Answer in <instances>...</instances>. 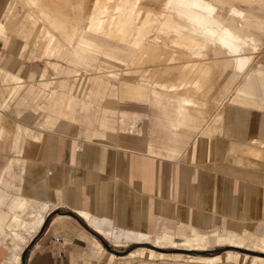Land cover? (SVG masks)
Wrapping results in <instances>:
<instances>
[{
  "label": "crops",
  "instance_id": "crops-1",
  "mask_svg": "<svg viewBox=\"0 0 264 264\" xmlns=\"http://www.w3.org/2000/svg\"><path fill=\"white\" fill-rule=\"evenodd\" d=\"M8 3L0 0V22ZM3 34L0 75L11 81L0 83L8 109L0 103V264L10 253H20V264H181L123 256L140 248L170 250L152 241L161 237L177 244L194 228L220 234L247 230L264 239V63L247 73H224L210 99L232 96L213 115L205 107L199 115L189 107L202 80L162 84L177 95L163 96L141 76L115 84L114 72L107 79L92 74L104 64L93 51L69 54L60 41L41 50L35 35L22 43ZM26 48L34 59H47L36 82L22 76L31 67L22 57ZM49 69L64 76L43 83ZM30 73L33 77L34 70ZM126 99L158 108L159 129L146 131L138 115L117 110ZM101 103V116H89ZM24 104L30 113L19 119L21 112L14 116L11 108ZM35 114L43 120L33 119ZM74 123L75 134L56 131Z\"/></svg>",
  "mask_w": 264,
  "mask_h": 264
},
{
  "label": "bare ground",
  "instance_id": "bare-ground-1",
  "mask_svg": "<svg viewBox=\"0 0 264 264\" xmlns=\"http://www.w3.org/2000/svg\"><path fill=\"white\" fill-rule=\"evenodd\" d=\"M13 1L14 4L11 7L8 5L0 22V31L21 38L23 42H27L35 35V44L41 50L44 47L46 49L49 47L52 50L61 40L65 51L69 54H76L78 50L93 51V55H99V60H102L104 64H114L122 68L134 64L136 57L156 56L158 62L150 59V64L147 63L144 75L140 77L141 81L145 80V77L148 78V75H152L147 74L149 68L154 66L156 68V65L158 67L162 56L169 55L170 58L171 55L190 56L193 64L191 72L199 76L207 75L206 82H204L205 79H202L197 85L198 99L204 96L210 97L222 79L221 76L228 70L247 73L254 63L253 53L262 49L264 45V0H150L149 2L145 1L144 4H142V0H67V2L64 0L66 3L61 1L62 6L55 5L51 0H43L44 3L42 0ZM57 6L62 8L59 9ZM153 6L158 8H152ZM68 8V12L62 10ZM70 8L71 13H69ZM74 10L76 12H73ZM116 53H120L119 55L122 53L124 56H116ZM166 60L168 57L164 59V61ZM183 63L185 64V62ZM101 66L98 71L103 70V65ZM15 79L17 78L15 77ZM191 80L194 82L193 79ZM10 81V75H0V83ZM5 92L7 91L5 90ZM4 93H0V95ZM8 95L6 96L8 97ZM225 97L227 98V96ZM9 98L11 99L10 96ZM2 99H0V103H2ZM2 104L6 109V105ZM7 111L8 109H6ZM101 235L107 240H111L108 233L101 232ZM212 241L217 244L226 241L229 247L264 254V239L247 230L243 232L228 231L220 234L218 230L203 231L194 228L190 235L180 243L166 242L160 237V239L155 238L151 245L158 249L172 248L188 252H207L212 250ZM97 247L98 253H100L102 248L99 245ZM155 256L160 260L171 262L180 263L183 260L184 264H240L242 261L256 264L258 261L264 262L263 258L251 257L239 252H225L220 256L204 257L158 253L146 248L131 250L123 257L125 259L136 257L152 259ZM7 262L8 264H20V253H10Z\"/></svg>",
  "mask_w": 264,
  "mask_h": 264
},
{
  "label": "rangeland",
  "instance_id": "rangeland-1",
  "mask_svg": "<svg viewBox=\"0 0 264 264\" xmlns=\"http://www.w3.org/2000/svg\"><path fill=\"white\" fill-rule=\"evenodd\" d=\"M44 1L42 0V3H44ZM51 1L53 3H55V5L59 4L60 6H62L63 3L65 4L67 2V0H65L66 2L64 0H57V1L56 0H51ZM54 1H56L58 3L56 4V2H54ZM61 1L63 2L62 4H61ZM145 1L149 2L150 0H144V1L142 0L141 1L142 4L146 3ZM10 2H11V4H10ZM13 4H14V1L13 0H9V3H8L9 7H11V5H13ZM8 5L6 7V10L8 8ZM61 8L62 7H60L59 9H61ZM152 8H158V7L157 6H153ZM62 10H66L64 12H68L67 10H69V8L68 9H62ZM73 12H76V11L74 10ZM69 13H71V8H70ZM17 39L20 42L23 43V40L21 38H17ZM58 40H59V38H58ZM59 41L61 42V40H59ZM263 47H264V45L262 46V49H259V50L256 51V53H253V55H254V59H253L254 63H252L253 65H256V64H259V63H264V51H263L264 48ZM31 50H32L31 48L30 49L26 48L23 51V53H22V57L27 59V60H29L31 62L30 63L31 67L28 70L27 74L26 75H22V76L24 78L29 79L28 80L29 82H31V81L32 82H36L34 80V77L39 75L38 69L40 70L41 68L46 66L45 63H46L47 59L46 58L34 59L32 56H30V55H33V54H30ZM33 51H35L34 48H33ZM171 56H172L171 58L169 57V55H166V57L162 56L163 59L161 57V59H160L161 62L159 61L160 65L158 67L156 65V68H155V66L152 67V68H149L150 70L148 71L147 74H152V75H148L147 76L148 78L145 77V80H144V82L149 84V85H146L148 87V89L155 90L156 92L161 93L163 96H172V97L176 98L177 95L175 93L169 92L168 91L169 89L167 90L166 88H164V86H163L164 83L165 84H167V82L172 83L173 81H175L177 79H189L190 80L192 78L193 79L195 78L194 80H196V79H200V80L205 79L204 82H206V77H207L206 74H203V75L199 76L196 73L191 72V71H193L192 70L193 64H192V60L190 59V56L177 55L178 58L176 57V55H171ZM167 57H168L169 61L168 60L164 61V59L167 58ZM155 58H156V56H147V55H145V56H143L141 58H140V56L136 57L134 64H131V66L127 67V68H122L121 66L114 65V64H103V68H104L103 70H100V71H97V72H92V74L95 73L97 76H100V77H103V78L107 79L106 77L108 76V73L109 72H114L115 75H118V77H119L118 78L119 80L111 79V81L113 83H115V84L116 83L119 84L120 80L129 79L130 77L133 78L132 80L134 81L136 79V77L144 75L145 68L148 66L147 63L150 64V59L154 60L155 62H158V58H156V59ZM55 59H57V58H55ZM185 60H187V61H185ZM59 61L65 66V63H64L63 60L59 59ZM189 61H190V63H189ZM183 62H185V64ZM163 64H164V66H163ZM165 64L168 65V66H166ZM153 69H155V70H153ZM171 69H172V71H170ZM33 70H34V76L32 77V74L30 73V71H33ZM154 71H156V72H154ZM21 72H22V70H21ZM61 76L63 77L64 75L62 74V75H56L55 76L53 70L49 69V73L47 74V78L45 79V81L43 83L48 82V80H52V82H55V81H57L56 79L61 77ZM150 77H151V79H150ZM89 78H90V76L85 77V79H83L82 83H88V81L86 79H89ZM243 78L239 79L237 85H239V83L243 81ZM33 84L41 86L42 83H37V84L33 83ZM54 85L55 84H53V86ZM236 86L234 87V89L236 88ZM122 88L123 87L120 86V90ZM234 89H233V91H234ZM231 96H232V94L229 95L228 99ZM210 98H211V96L210 97L209 96H207V97L204 96L201 99L194 98V102H193L192 106L189 107L191 112L194 113V114L202 115L201 111L203 110V107H205L204 108L205 113L211 115V113L213 114L214 112L218 111V109L221 110L225 106V101L228 100V99L225 100L224 102H222L223 103L222 104L221 101L211 100ZM103 106H104V103H101L97 107H93V113L90 112L89 116H91L93 118L101 116L100 110H101V108H103ZM177 106L178 105H177V102H176L174 107H177ZM11 109H12V111L15 112V113H13L14 116H16V112H18L19 114L21 112V115L18 116L19 119H21L24 114L29 115L28 113H30L29 112L30 111L29 107H27L25 104L20 106V107H18V108H15V107L13 108L12 107ZM117 110L130 112L131 116H134V115L137 116L138 115L139 118H141L143 127L146 128V131H150V130L155 131V130L159 129L158 125H159V121H160V117H161V115H159L160 114V110L158 108H156L155 106H153L152 103H147L146 104V103L138 102L137 100L126 99L124 104L117 106ZM157 116H159L158 119L156 118ZM34 117H37L40 121H42L43 118H44L43 115H37V114L33 115V119H34ZM67 122L70 123L69 121H67ZM57 123L60 124L61 121H58ZM140 124H141V122L139 121L138 125L135 126L134 129L135 130L138 129ZM78 127L79 126L74 123V124L70 125L66 131L62 130L60 127L56 128V131L60 132V133H64V134H75L77 132V130L79 129ZM146 136L148 137V135H146ZM215 245H218V244L216 242L212 241V250H209L207 252H188V251H181V250H178V249H170V250L169 249H167V250L165 249L166 251L165 250H156V249L155 250L157 252H160V253H178V254H183V256L192 255V256H204V257H212V256H217V255L220 256V255H222L225 252H239V253H243V252H241V250H239L237 248L229 247L228 243H227V245L225 247H216L215 249H213L215 247ZM143 246L149 247L147 245H143ZM256 253H258V252L251 251L250 255L249 254L248 255L251 256V257H260V258H263V260H264V256L258 255ZM243 254H245V253H243ZM180 263L184 264V261L181 260ZM240 264H249V263H244L242 261V262H240Z\"/></svg>",
  "mask_w": 264,
  "mask_h": 264
},
{
  "label": "built area",
  "instance_id": "built-area-1",
  "mask_svg": "<svg viewBox=\"0 0 264 264\" xmlns=\"http://www.w3.org/2000/svg\"><path fill=\"white\" fill-rule=\"evenodd\" d=\"M54 240H55L56 242H59V244H60L61 246H63L64 243H63V240L61 239L60 236L55 237Z\"/></svg>",
  "mask_w": 264,
  "mask_h": 264
}]
</instances>
